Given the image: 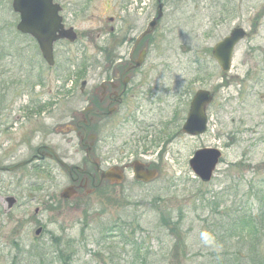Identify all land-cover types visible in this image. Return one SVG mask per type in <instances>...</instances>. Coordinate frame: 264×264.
I'll list each match as a JSON object with an SVG mask.
<instances>
[{
  "label": "rangeland",
  "instance_id": "rangeland-1",
  "mask_svg": "<svg viewBox=\"0 0 264 264\" xmlns=\"http://www.w3.org/2000/svg\"><path fill=\"white\" fill-rule=\"evenodd\" d=\"M122 1L90 0L80 14L74 5L83 1L68 0V24L79 39L55 47L56 63L51 69L29 38L14 37L18 19L11 0L0 1V95L5 97L0 103V124H17L6 132L0 126V142L5 147L12 144L15 163L27 159L39 141L34 138L39 125L34 114L24 117L26 111L45 102L47 113L40 122L50 131L70 108L83 106L80 83L74 80L76 87L68 92L67 80L87 74L88 58L100 54L99 47L109 46L108 18L120 15ZM199 3L185 25L178 23L170 34L156 33L148 67L162 66L142 72L148 76L146 88L152 91L142 101L137 123L116 129V142L98 144L95 159L101 169L127 165L124 181L107 186L95 180L96 191L91 192L87 184L76 199L64 201L60 194L72 185L53 163L48 164L51 172L15 176L10 196L16 204L10 213L0 215V264H248L238 255L225 256L226 251L234 255L239 249L245 254L250 243L245 236L243 240L225 236L229 232L224 235V228L232 227L236 215L257 217L256 198L264 194V18L254 28L255 14L264 9V0ZM230 9L232 17L227 14ZM236 25L249 38L238 45L230 72L222 76L210 51ZM16 80L21 85L13 87ZM199 90L214 93V102L207 110V132L192 138L180 129ZM66 148L75 159L65 163L80 165L83 154L75 153V145ZM205 148L222 153L208 184L200 183L189 167L193 153ZM105 150H116V158L108 159ZM135 159L155 166L156 179L145 185L136 183L130 167ZM45 202L47 207L34 215ZM1 212L5 213V207L0 205ZM168 218L180 223L178 234L172 225L161 222ZM38 223L45 231L35 237ZM257 251L256 262L264 264V239Z\"/></svg>",
  "mask_w": 264,
  "mask_h": 264
},
{
  "label": "flooded vegetation",
  "instance_id": "flooded-vegetation-1",
  "mask_svg": "<svg viewBox=\"0 0 264 264\" xmlns=\"http://www.w3.org/2000/svg\"><path fill=\"white\" fill-rule=\"evenodd\" d=\"M82 1L80 4L74 5L79 8L80 14L86 10L87 1L90 0ZM53 2L60 8L59 16L64 30L73 31L76 35L74 42L76 43L79 39L78 32L71 24H68L66 15L70 9L68 0H53ZM199 2L200 0H123L121 2L120 15L117 18H108L110 26L107 36L110 43L107 47L109 49L99 47L103 58H100V54L96 53L95 57L87 60V74H77L74 78L70 77L67 80L69 83L68 92L76 87V82L80 83L78 94L82 98L83 106L70 108L68 114L59 123L52 126L50 131L40 122L44 120V114L47 113L45 102L34 106L31 112L25 110L24 117L29 119L28 116L34 114V122L39 125L36 136H34L39 141L35 147L30 149L29 157L25 161L15 163V150L12 144L9 143L5 147L0 142V192L6 193V196H0L2 207L9 205V198H13V204L16 203V199L10 196L14 189L15 176H36L45 171L51 172L48 164L52 163L65 171L77 193L86 188L87 184L93 191L97 189L95 180L99 178L97 170H99L100 163L95 157L98 156V144L108 145L116 142L119 139L116 129L125 124L137 123L142 101L147 100L151 95L152 89L150 86L146 88L147 85L144 83L148 76L142 72L143 70H146L147 73L156 71L161 65L156 63V68L148 67L149 56L154 47L155 38H157L156 33L170 34L178 27V23L185 25L187 20L189 21L188 16L191 15V10L200 6ZM145 10L148 12L144 19L143 12ZM178 18L179 20H177ZM117 22H119V27L116 28ZM152 22L155 24L153 28H150ZM58 44L71 45L66 39L58 41L55 47ZM56 54L54 48V58ZM84 66L86 65L84 64ZM151 99L152 96L149 97V102ZM66 117L67 120H65ZM0 126L6 132L8 129H14L13 127H16L17 124L6 122V124L1 123ZM22 145L24 146V143ZM22 145L17 147V151ZM72 145L77 147L74 150L75 153L83 154V157H81L80 165H68L70 169L68 172L67 168L60 166L59 161L65 163L75 159V157H70L66 151V146ZM141 151L144 152L145 149ZM104 155L110 156H106L108 159L116 158V150H105ZM135 161L138 160L135 159L131 162ZM24 162L28 163L15 168L16 165ZM114 168H119V172L123 174L128 170V166L125 164L110 166L108 170ZM147 168L148 166H146ZM103 183L114 185L109 180ZM86 192L89 191L86 190ZM38 207L46 208L47 203H43L42 206L38 205ZM38 207L34 211L35 215L39 213ZM4 214H8V212L0 213L1 216ZM22 222L23 219L19 223ZM31 223L32 221L29 222V224Z\"/></svg>",
  "mask_w": 264,
  "mask_h": 264
},
{
  "label": "water",
  "instance_id": "water-1",
  "mask_svg": "<svg viewBox=\"0 0 264 264\" xmlns=\"http://www.w3.org/2000/svg\"><path fill=\"white\" fill-rule=\"evenodd\" d=\"M12 10L19 16L16 30L23 35L30 36L36 42L43 60L50 67L54 64V43L61 39L71 42L76 39V35L72 30L63 29L61 18L58 16L59 8L52 3V0H12ZM154 24L155 22H152L150 28H153ZM243 36L244 34L241 30H236L213 48L212 56L223 73L229 71L234 47ZM211 99V95L208 92L199 91L196 93L183 125L182 130L184 133L195 136L205 132L207 122L205 110ZM219 158V151L203 149L195 153L194 158L190 161V166L192 171L202 181H209ZM61 166L65 167L63 163ZM134 173L135 179L142 182H148L156 177V172L145 171L143 166L138 163L134 164ZM104 179L120 182L122 175L112 172L102 173L99 182ZM72 190V188L64 189L61 198L71 199ZM9 201L11 205L14 202L13 200ZM39 232L40 230L36 232V235Z\"/></svg>",
  "mask_w": 264,
  "mask_h": 264
},
{
  "label": "trees",
  "instance_id": "trees-1",
  "mask_svg": "<svg viewBox=\"0 0 264 264\" xmlns=\"http://www.w3.org/2000/svg\"><path fill=\"white\" fill-rule=\"evenodd\" d=\"M9 34H11V37H12V35H13L12 32ZM14 37H16L17 39L24 38L17 33H14ZM4 49H5V47H4ZM17 50H19V49H17ZM2 59L3 58L0 56V61ZM2 75L3 74H0V76H2ZM14 77L15 76H13V79H14ZM12 85H13V87H18L19 85H21V82H20V80H16L14 83H12ZM4 99H5V97L3 95H0V103H2L4 101ZM251 194H253V193H251ZM253 195L255 196L256 194H253ZM257 202H258V206L260 207V214L257 217L254 218L252 216H246L245 214L236 215L235 218L232 220V227L230 229H228L227 231H226V228H224V235L227 232H229V234L225 235V236H229V238L230 237L231 238L236 237V239H238V240H243L244 239L243 237L245 236L247 238V242L250 243L248 245V249H249L250 253L248 251L245 254H243L241 252V250L239 249L238 251L233 253L234 255L229 253V251H226L225 256H236V255H238L240 257V260L247 259V260H249L250 264H259L258 261L256 262V259H257V253H258L257 250L259 249V244L264 239V201L261 199H257ZM239 216H242V218H239ZM161 222H166L167 224L165 226H168L169 224H170V226L172 225L174 232H176V233L178 232L179 226H180V223L178 222V220L174 221L172 223L171 218H168L166 220L163 219ZM260 233L263 234L262 237H259ZM259 238H263L262 241ZM258 239L260 241H258ZM249 262H248V264H249ZM240 264H245V262L240 263Z\"/></svg>",
  "mask_w": 264,
  "mask_h": 264
}]
</instances>
